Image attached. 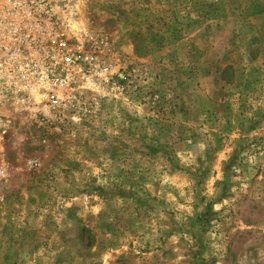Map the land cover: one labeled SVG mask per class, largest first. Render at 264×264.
<instances>
[{
    "label": "rangeland",
    "instance_id": "rangeland-1",
    "mask_svg": "<svg viewBox=\"0 0 264 264\" xmlns=\"http://www.w3.org/2000/svg\"><path fill=\"white\" fill-rule=\"evenodd\" d=\"M58 2L98 61L5 109L0 264H264V0Z\"/></svg>",
    "mask_w": 264,
    "mask_h": 264
},
{
    "label": "built area",
    "instance_id": "built-area-1",
    "mask_svg": "<svg viewBox=\"0 0 264 264\" xmlns=\"http://www.w3.org/2000/svg\"><path fill=\"white\" fill-rule=\"evenodd\" d=\"M76 23L66 25L58 0H0V123L11 120L5 109L16 104L61 107L81 62L97 63L66 29Z\"/></svg>",
    "mask_w": 264,
    "mask_h": 264
}]
</instances>
